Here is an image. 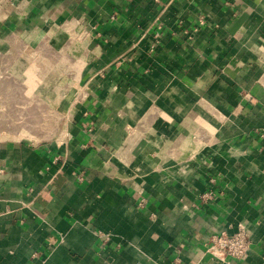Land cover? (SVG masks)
Here are the masks:
<instances>
[{
	"label": "crops",
	"instance_id": "1",
	"mask_svg": "<svg viewBox=\"0 0 264 264\" xmlns=\"http://www.w3.org/2000/svg\"><path fill=\"white\" fill-rule=\"evenodd\" d=\"M4 96L67 112L0 136V264H262L264 0H0Z\"/></svg>",
	"mask_w": 264,
	"mask_h": 264
},
{
	"label": "rangeland",
	"instance_id": "2",
	"mask_svg": "<svg viewBox=\"0 0 264 264\" xmlns=\"http://www.w3.org/2000/svg\"><path fill=\"white\" fill-rule=\"evenodd\" d=\"M13 84L11 79L3 82L4 86ZM23 99L26 101L22 102L21 108H12L13 98L0 97L5 107L0 108V136L44 140L60 131V122L64 116L66 118L65 108H28V98ZM71 109H67L69 115Z\"/></svg>",
	"mask_w": 264,
	"mask_h": 264
},
{
	"label": "built area",
	"instance_id": "3",
	"mask_svg": "<svg viewBox=\"0 0 264 264\" xmlns=\"http://www.w3.org/2000/svg\"><path fill=\"white\" fill-rule=\"evenodd\" d=\"M160 33H155V40L153 49L157 46L159 42ZM201 200L206 202L213 198V192H205L201 194ZM145 199L141 198L138 205L143 206ZM251 249V236L247 227L240 223L235 232H220L219 234H213L205 242V251L217 258L222 260L227 258H234L239 260H245ZM264 264V257L262 260Z\"/></svg>",
	"mask_w": 264,
	"mask_h": 264
}]
</instances>
